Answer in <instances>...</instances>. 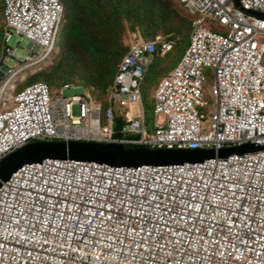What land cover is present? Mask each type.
<instances>
[{"label": "built area", "instance_id": "obj_1", "mask_svg": "<svg viewBox=\"0 0 264 264\" xmlns=\"http://www.w3.org/2000/svg\"><path fill=\"white\" fill-rule=\"evenodd\" d=\"M180 3L193 19L190 43L155 90L151 137L144 85L156 56L170 54L176 41L131 35L108 105L87 93L64 97L70 85L54 94L44 82L13 87L9 97L21 73L51 60L66 6L4 0V56L16 57L14 38L31 54L6 68L0 89V163L43 142L153 151L264 146V0ZM210 69L215 105L207 113L198 108L207 107ZM116 105L126 119L118 135ZM0 264H264V152L159 168L27 165L0 190Z\"/></svg>", "mask_w": 264, "mask_h": 264}, {"label": "rangeland", "instance_id": "obj_2", "mask_svg": "<svg viewBox=\"0 0 264 264\" xmlns=\"http://www.w3.org/2000/svg\"><path fill=\"white\" fill-rule=\"evenodd\" d=\"M73 1V5L71 4L73 13H74V20L77 23H80L82 26L85 24V18L83 15V0H71ZM123 1V0H120ZM130 2L125 3L124 6L134 10L136 6V0H128ZM153 1V5L146 4V10L148 11L149 20L146 24L154 25V28L160 25V20L167 16H172L171 22L166 28L163 26L158 30V34L154 37H164V38H171L172 36L176 35V39L179 42V46L176 48L175 53L167 56V55H157L155 58V63L153 66V74L148 78L146 84L144 85L143 95H144V109H145V116H146V125L148 127L149 136L154 137V110H155V102H154V94L155 90L158 87V83L161 79L170 75L181 62L186 50V46L183 45V38L182 36H177L179 26L183 24V29H187L190 26L191 29V21L192 16L189 15L188 11L181 7L177 0H151ZM66 6L65 10V20L62 23V30L59 36L55 51L51 57V60L48 63H44L36 68L29 69L24 73L20 74L19 79L17 80L16 84L12 83L7 86L6 92L9 89L16 87L17 90L21 89L25 84H32L37 82H46L52 92L54 94H59L64 89L65 86L70 85L75 89L64 91V97H79L84 96L86 93L89 94L90 100H94L97 103H101L103 105H108L109 103V91L106 92L105 95H102L99 88L95 83L86 84V75L90 74L92 71L91 64L89 59L85 62L84 66H78V56L82 54L79 47H77L69 38L66 37V26H67V15L68 9L70 5V0H63ZM166 6L170 7L171 12H163V14H157L153 12H149L153 9L156 10H165ZM187 11V12H186ZM126 20L129 16H133V13L129 16L124 15ZM143 17L146 18V14L144 12ZM78 18V19H77ZM2 29H3V9H2V0H0V89H2L5 83L8 81V73L6 68H15L18 62H23L25 58L30 55L31 53L28 51L27 47L29 43L25 40L20 41L17 38L11 42V46L13 48L19 45V51L16 53L15 58H6L3 52L2 46ZM181 30V31H182ZM131 30L127 28L125 32L122 43L124 48L127 50L129 49V39L131 35L134 33L130 32ZM180 31V32H181ZM136 32H139L143 39L147 41H153L147 31L145 29L136 28ZM169 32L170 34H166ZM218 32V31H213ZM191 31L189 33V36ZM38 51V48L35 49V52ZM76 58V69L74 70L72 66L67 62L71 57ZM83 56V55H82ZM155 71V72H154ZM154 73H158L159 76L156 78L155 83H152V76L155 75ZM206 88H207V107L204 109L198 108L199 111L210 112L211 107L215 105V101L211 98V91L212 87L214 86L215 78L213 70H206ZM26 79L23 83L22 81ZM115 81V79H114ZM114 84V82H113ZM22 90V89H21ZM109 90V89H108ZM9 97L13 95V91H9L7 93ZM117 108L120 111H124L120 109L118 106H115V112H117ZM73 116L78 117L81 114V108L79 106H75L73 108ZM132 116L136 117L139 115V108L134 107L131 110ZM116 114V113H115Z\"/></svg>", "mask_w": 264, "mask_h": 264}, {"label": "trees", "instance_id": "obj_3", "mask_svg": "<svg viewBox=\"0 0 264 264\" xmlns=\"http://www.w3.org/2000/svg\"><path fill=\"white\" fill-rule=\"evenodd\" d=\"M82 2L85 24L82 26L80 23H77L76 20H74L75 15L71 7V4L73 5V1L70 0V7L68 9V15L66 17V37L69 38L77 47H79L82 52V54L78 56L79 67L84 66V64H86L85 62L89 59L92 71L90 74L86 75V84L95 83L102 95H105L106 92L109 91L113 86V82L118 73L120 63L128 53V49L126 50L122 43V38L125 32L127 31V28L130 29V32L134 34L137 33L136 28H146L148 35L152 37V40H154V37L158 34V30L163 26L166 28V26L169 25L172 16L162 18L160 20V25L154 28V25L146 24L149 20V17L147 16L148 11L146 10V4L153 5V1L151 0H136V6L134 10H131L130 8L124 6L125 3L130 2L128 0H83ZM177 3L185 9V7L180 3V0H177ZM2 9L3 29L1 40L3 46L4 0H2ZM144 12L146 14V18L143 17ZM149 12H155L161 15L163 14V12L170 13L171 10L169 6H166V9L164 11L153 9ZM132 13L133 16H129ZM124 15L129 16V18H127L126 20ZM191 22L193 23V19ZM192 23L191 29L189 26V28L183 30V24H181L178 29L179 33H177V36H182L183 45L186 46V50L188 49L190 43L191 34L189 36V33L190 31L192 33ZM166 34L170 33L167 32ZM168 40L176 41V46L174 47V50L167 56L175 53L176 48L179 46V42L176 39V35L172 36L171 38H168ZM67 62L72 66L74 70L76 69L77 61L75 57L72 56ZM152 68L146 79V82L148 78L153 74ZM154 74L155 75L152 76V83H155L156 78L159 76L158 73ZM163 79H161L160 82ZM159 83L157 85H159ZM28 85L30 84H25L21 89L25 88ZM21 89L19 88V90ZM115 120V130L118 135L121 127L124 125V122L120 118V116L116 114ZM124 148L126 150L140 149L139 147Z\"/></svg>", "mask_w": 264, "mask_h": 264}, {"label": "water", "instance_id": "obj_4", "mask_svg": "<svg viewBox=\"0 0 264 264\" xmlns=\"http://www.w3.org/2000/svg\"><path fill=\"white\" fill-rule=\"evenodd\" d=\"M239 6V0H235ZM264 18V16H258ZM264 152V146L246 144L241 147L215 150H150L140 148L126 150L119 145L95 143L57 142L33 143L0 163V190L13 175L27 165L41 164L46 160L96 163L115 168L171 167L186 164H201L212 159H228Z\"/></svg>", "mask_w": 264, "mask_h": 264}, {"label": "crops", "instance_id": "obj_5", "mask_svg": "<svg viewBox=\"0 0 264 264\" xmlns=\"http://www.w3.org/2000/svg\"><path fill=\"white\" fill-rule=\"evenodd\" d=\"M144 102H145V100H144ZM117 106V105H116ZM119 107V106H118ZM120 108V107H119ZM121 109V108H120ZM124 111H120L118 108H117V112H116V115H119L120 116V118L123 120V122L125 123V120L126 119H124L125 117H124Z\"/></svg>", "mask_w": 264, "mask_h": 264}, {"label": "bare ground", "instance_id": "obj_6", "mask_svg": "<svg viewBox=\"0 0 264 264\" xmlns=\"http://www.w3.org/2000/svg\"><path fill=\"white\" fill-rule=\"evenodd\" d=\"M14 84V83H13Z\"/></svg>", "mask_w": 264, "mask_h": 264}]
</instances>
